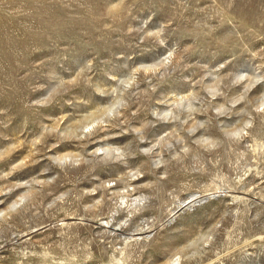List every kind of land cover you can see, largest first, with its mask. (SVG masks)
I'll use <instances>...</instances> for the list:
<instances>
[{"label": "rangeland", "instance_id": "rangeland-1", "mask_svg": "<svg viewBox=\"0 0 264 264\" xmlns=\"http://www.w3.org/2000/svg\"><path fill=\"white\" fill-rule=\"evenodd\" d=\"M168 262L264 264V0H0V264Z\"/></svg>", "mask_w": 264, "mask_h": 264}, {"label": "bare ground", "instance_id": "bare-ground-1", "mask_svg": "<svg viewBox=\"0 0 264 264\" xmlns=\"http://www.w3.org/2000/svg\"><path fill=\"white\" fill-rule=\"evenodd\" d=\"M75 127V126H74ZM64 158V157H63ZM41 182V181H40ZM29 194V193H28ZM21 195V194H20ZM23 196H25V195H23ZM193 201V199H191V200H189V201H186V202H183V203H180L179 205H178V207H184V206H187L190 202H192ZM188 203V204H187ZM19 203H18V201H14V202H12L11 203V205L9 206V207H7L8 208V211H12V210H14L16 207H17V205H18ZM185 204V205H184ZM6 212V211H5ZM7 213H9V212H7ZM6 213V214H7ZM169 260V259H168ZM167 262V261H166ZM165 262V263H166ZM168 264H169V262H168Z\"/></svg>", "mask_w": 264, "mask_h": 264}, {"label": "water", "instance_id": "water-1", "mask_svg": "<svg viewBox=\"0 0 264 264\" xmlns=\"http://www.w3.org/2000/svg\"><path fill=\"white\" fill-rule=\"evenodd\" d=\"M184 207H185V206H184ZM184 207H182V208H184ZM182 208L180 207V208H178V210H181Z\"/></svg>", "mask_w": 264, "mask_h": 264}]
</instances>
